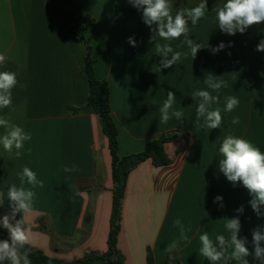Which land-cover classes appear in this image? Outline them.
I'll use <instances>...</instances> for the list:
<instances>
[{
	"label": "crops",
	"instance_id": "0c3cea01",
	"mask_svg": "<svg viewBox=\"0 0 264 264\" xmlns=\"http://www.w3.org/2000/svg\"><path fill=\"white\" fill-rule=\"evenodd\" d=\"M200 2L170 0L173 14ZM225 2L207 0L205 16L196 26L189 22V38L206 45L195 58L183 36L158 41L182 53L179 62L160 70L161 57L155 41H150L153 33L143 22L142 10L128 0H0V53L6 57L0 71L15 72L19 81L11 106L0 109V118L32 137L24 143L20 158L15 149L8 153L0 145V199L4 201L0 217L10 211L8 188L20 187L18 173L29 167L44 184L42 188L23 185L35 193L30 212L22 218L31 232V246L66 262L108 249L112 157L99 116L88 106L86 45L68 28L74 17L93 33L94 70L110 87L119 155L144 151L162 135L180 136L165 144L172 164L156 167L147 160L128 177L118 240L126 264H147L148 248L156 264H210L199 254V236L205 231L213 240L227 236L225 218L236 216L241 222L239 237H247L246 247L253 253L247 257L249 264H261L254 258L252 231L264 227V217L252 210L247 189L234 186L219 171L218 150L223 138L232 134L264 151V52L256 51L264 39V24L243 34L222 32L215 9ZM129 37L135 38V47ZM221 42L225 48L213 53L211 49ZM208 74L221 77L226 86L218 92L208 89L204 83ZM198 90L219 96V103L212 105L221 109L219 129L202 127L203 119L197 120L192 97ZM168 91L175 94L173 107L183 117L163 123L159 109ZM229 96L239 100L232 112L224 111ZM234 117H239L238 124L232 123ZM73 165L75 171H64ZM218 195L223 199L214 203ZM241 206L242 214L236 212ZM177 218L190 229L189 240L180 241L169 261L165 248L180 237L173 224Z\"/></svg>",
	"mask_w": 264,
	"mask_h": 264
},
{
	"label": "clouds",
	"instance_id": "9594fccd",
	"mask_svg": "<svg viewBox=\"0 0 264 264\" xmlns=\"http://www.w3.org/2000/svg\"><path fill=\"white\" fill-rule=\"evenodd\" d=\"M133 7L142 10L143 22L149 26L152 31L150 41H155L156 54L161 57L159 68H171L181 60L182 53L174 51L170 44H161L158 41H171L184 37V43L188 46L190 54L196 57L198 51L206 45L196 43L189 38V22L192 26L203 18L207 11V0L201 2L192 8H182L173 14L170 0H128ZM216 20L218 28L228 34L245 33L249 27L258 24H264V0H226L216 9ZM155 25V27H153ZM128 42L131 46H136L134 37H129ZM225 48L221 42L212 52L216 53ZM256 51L264 52V39L256 46ZM187 56L188 53H184ZM6 61L4 54L0 53V65ZM208 89L218 92L226 86V82L221 77L208 74L204 79ZM19 81L15 72L0 71V109H5L12 104V92L17 87ZM26 88L27 85H20ZM197 103L196 118L203 119L202 127L208 129H219L222 124V114L219 107L213 109V104L219 103V96L212 95L209 90H198L193 93L192 97ZM176 103L175 94L172 91L167 92V99L160 107L161 122L167 123L175 117L181 120L183 112L174 109ZM239 104V100L234 96L226 98L224 111L232 112ZM233 124L239 123V117H234ZM0 128L4 133L0 135V145L4 151L12 153L15 149V156H22L21 149L26 141L32 139L30 133L18 125L12 124L6 118H0ZM219 171L223 173L226 179L234 186L242 184L247 189L251 199L249 204L258 217H264V151L255 146L251 141L229 134L225 136L219 146ZM76 167H65V172L75 171ZM21 186L13 184L8 188L7 201L9 202L10 211L0 217V227L6 229L8 238L0 240V264H31L26 251H21L26 245L31 243L30 229L23 225L22 218L26 216L34 201L35 193L31 188H25L27 183L32 188L36 186L43 187V181L37 178L36 173L29 167H24L21 173H18ZM221 196H216L214 203L222 201ZM4 201L0 199V206ZM223 207V204H220ZM243 206L236 209L237 213L242 214ZM20 216L17 219V216ZM225 228L228 233L217 235L215 240L211 239L208 232H203L199 236L200 249L199 254L204 257L210 264H249L247 257L253 255L250 253L247 244V237H239L241 222L238 216L225 218ZM180 232L179 240H175L165 248L169 254V261L174 259L172 253L178 250L180 241L187 242L189 237L182 221L177 218L174 222ZM264 227H257L252 231V243L254 246V258L264 264Z\"/></svg>",
	"mask_w": 264,
	"mask_h": 264
},
{
	"label": "trees",
	"instance_id": "16d2710c",
	"mask_svg": "<svg viewBox=\"0 0 264 264\" xmlns=\"http://www.w3.org/2000/svg\"><path fill=\"white\" fill-rule=\"evenodd\" d=\"M80 21L79 18L72 17V22L68 21V28L72 34L80 37L86 45V74L89 84L88 106L92 107L94 112L99 116L102 131L108 139L109 151L112 157L113 200L107 240L108 249L105 253L90 251L78 260L66 262L64 260L49 257L41 250L35 249L29 244L21 251H26L28 253L31 264H94L100 260L107 264H126L125 257L118 247V240L121 230L123 201L128 177L134 169L147 160H151L156 167L172 164L173 159L166 153L165 144L180 138L179 135L170 137L162 135L151 141L144 151L127 156L119 155V131L112 116L110 87L106 80L98 79L95 74L91 46L93 33H88L89 25L83 26ZM96 27L97 25L94 24L93 30H95ZM40 227L45 229V225L41 221ZM7 238V230L0 227V240ZM147 264H156L150 248L147 250ZM171 264L178 263L177 261H172Z\"/></svg>",
	"mask_w": 264,
	"mask_h": 264
},
{
	"label": "rangeland",
	"instance_id": "374dc122",
	"mask_svg": "<svg viewBox=\"0 0 264 264\" xmlns=\"http://www.w3.org/2000/svg\"><path fill=\"white\" fill-rule=\"evenodd\" d=\"M76 260H78V259H76ZM73 261H75V260H73ZM72 262V261H71Z\"/></svg>",
	"mask_w": 264,
	"mask_h": 264
}]
</instances>
